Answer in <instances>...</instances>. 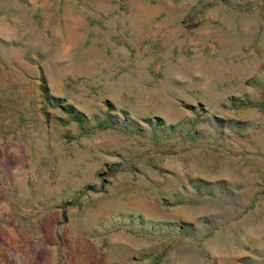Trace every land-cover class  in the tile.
<instances>
[{"label": "rangeland", "instance_id": "1", "mask_svg": "<svg viewBox=\"0 0 264 264\" xmlns=\"http://www.w3.org/2000/svg\"><path fill=\"white\" fill-rule=\"evenodd\" d=\"M0 162V264H264V0H0Z\"/></svg>", "mask_w": 264, "mask_h": 264}, {"label": "crops", "instance_id": "2", "mask_svg": "<svg viewBox=\"0 0 264 264\" xmlns=\"http://www.w3.org/2000/svg\"><path fill=\"white\" fill-rule=\"evenodd\" d=\"M3 153V152H2ZM4 162V161H3ZM0 163H2V162H0ZM4 164V163H3Z\"/></svg>", "mask_w": 264, "mask_h": 264}]
</instances>
